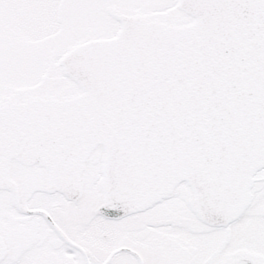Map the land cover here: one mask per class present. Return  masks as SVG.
Segmentation results:
<instances>
[{
  "label": "snow or ice",
  "instance_id": "snow-or-ice-1",
  "mask_svg": "<svg viewBox=\"0 0 264 264\" xmlns=\"http://www.w3.org/2000/svg\"><path fill=\"white\" fill-rule=\"evenodd\" d=\"M0 264H264V0H0Z\"/></svg>",
  "mask_w": 264,
  "mask_h": 264
}]
</instances>
